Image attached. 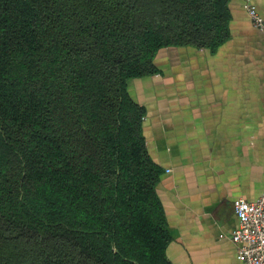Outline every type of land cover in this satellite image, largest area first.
<instances>
[{
  "label": "trees",
  "instance_id": "obj_1",
  "mask_svg": "<svg viewBox=\"0 0 264 264\" xmlns=\"http://www.w3.org/2000/svg\"><path fill=\"white\" fill-rule=\"evenodd\" d=\"M230 0H0V264H171L131 79L213 51Z\"/></svg>",
  "mask_w": 264,
  "mask_h": 264
},
{
  "label": "crops",
  "instance_id": "obj_2",
  "mask_svg": "<svg viewBox=\"0 0 264 264\" xmlns=\"http://www.w3.org/2000/svg\"><path fill=\"white\" fill-rule=\"evenodd\" d=\"M264 17V0H248ZM246 0H230L229 34L213 51L166 47L157 73L128 82L142 132L163 172L156 191L171 264H245L234 205L264 191V34Z\"/></svg>",
  "mask_w": 264,
  "mask_h": 264
},
{
  "label": "built area",
  "instance_id": "obj_3",
  "mask_svg": "<svg viewBox=\"0 0 264 264\" xmlns=\"http://www.w3.org/2000/svg\"><path fill=\"white\" fill-rule=\"evenodd\" d=\"M244 9L252 25L264 34V17L246 0ZM238 227L232 241L238 245L237 256L245 264H264V191L255 201L239 199L234 205Z\"/></svg>",
  "mask_w": 264,
  "mask_h": 264
}]
</instances>
